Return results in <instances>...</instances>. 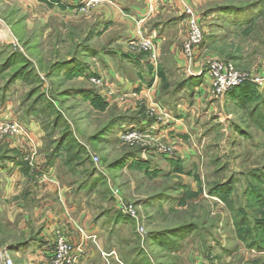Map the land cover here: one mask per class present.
Segmentation results:
<instances>
[{
  "label": "rangeland",
  "instance_id": "1",
  "mask_svg": "<svg viewBox=\"0 0 264 264\" xmlns=\"http://www.w3.org/2000/svg\"><path fill=\"white\" fill-rule=\"evenodd\" d=\"M189 5L199 15L203 33L194 60L198 68L213 57L232 64L242 74L264 73V0H189ZM251 5L258 7L247 17L239 16V22H235L236 16L231 20L226 17L230 13L219 11ZM111 7L101 3L70 11L42 0H0V31L5 33L0 36V122H31L42 129L44 158L56 154L53 165L58 164L64 182H74L75 192L88 190L90 203L81 205L88 206L92 214L101 217L111 210L107 217L111 221L115 213H122L113 190L119 192L125 206L135 210L139 220H116L119 227L111 238L115 258L123 264H264V250H249L240 238L246 226L239 227L245 213L254 219L264 218V205L255 202L254 195L246 197L253 191L264 200V129L252 114L257 103L241 107L229 95L213 97L206 85L200 91L199 84L182 87L189 78L198 79L185 73V15L179 16L186 21L185 27L155 54L130 44L122 49L153 75L148 92L122 94L90 77H69V64L75 62L98 70L99 60L91 49L118 48L114 31H110L113 24L97 18ZM110 17L128 18L119 13ZM161 19L156 16L149 24ZM137 28L136 24L133 36H138ZM118 65L114 62L116 69ZM123 69L118 73L126 84L129 71ZM91 73L93 78H105L103 70ZM81 91L96 92L107 105H93ZM258 91L264 95V89ZM157 103L173 115L164 134L160 130L158 136L120 137L122 126L136 123L149 128L154 122L149 120L151 116L165 120ZM179 107L185 109L182 114ZM29 117L33 119L29 121ZM3 132L0 130V158L19 155L29 167L28 141ZM160 146L174 157H163ZM57 147H62L61 153ZM37 156L38 152L31 155L33 159ZM25 175L34 176L31 171ZM2 190L0 182V251L7 250L15 264L10 245L40 235L48 225L46 219L57 217L54 212L62 213L68 226L76 229L81 244L93 241L82 240L81 221L64 215L63 202L45 204L47 213L41 216L28 212L17 216L14 203L9 209L2 201ZM51 234L42 233L54 242L66 238L73 245V258L84 253V246L76 247L62 226ZM259 235L264 238V232ZM77 262L80 264V258Z\"/></svg>",
  "mask_w": 264,
  "mask_h": 264
},
{
  "label": "crops",
  "instance_id": "2",
  "mask_svg": "<svg viewBox=\"0 0 264 264\" xmlns=\"http://www.w3.org/2000/svg\"><path fill=\"white\" fill-rule=\"evenodd\" d=\"M108 3L112 5V10H102L104 12L102 14L100 13L101 15L97 18L104 23L113 24L110 27V31H114L112 36L115 37L114 40L118 48H110L107 51L91 49L95 52L94 54H96L99 60L97 69L100 71L103 70V74H105L109 81L108 83L114 86V88H118L122 93L134 90L148 92L153 75L146 72V69L140 66V62L138 63L135 58L130 57L122 49L128 45L129 40L133 37L135 25L139 20H144L142 25L145 36L155 38L160 47L165 45V42L171 39V36L181 32L185 27L186 21L183 22V19H180L179 16L184 15V8L189 4V0H108L103 2V4ZM72 5V0H63L60 6L66 10H70ZM109 11H114L110 13L111 15L119 13V16L120 14L126 15L128 18L110 17ZM247 14L243 15V17H247ZM156 16L162 18L161 21L156 24H149ZM234 16V14H228L226 17L233 20ZM237 18L236 16L235 19ZM120 25H124V27ZM122 28L125 31H121ZM114 62L119 64L117 69L114 67ZM120 69H127L129 71L125 75L126 84H123L120 79V74L118 73ZM98 70L90 66L88 67V72L82 77L87 78L93 74L91 71L98 72ZM197 88L200 91L201 87ZM184 111V107H179V114H182ZM25 126L29 131L30 137L34 139V142L37 143V147L39 148L37 149L38 156L34 159L35 168L29 166V169L27 167L25 169L17 166L12 161L6 162L4 166L0 165V182L2 183V189H4L1 192L2 201L7 203L6 205L9 206V209L14 208V214L17 216L23 212H28L32 216H41L42 213H47L45 211L46 209H44V206H47L45 204L60 205L63 202L65 206L64 215H72L78 220L80 219V228L84 229L89 235L97 236V241L94 242L97 245L95 246L93 241H86L83 242L84 244H81L82 242L79 240L80 236L76 233V229L71 225L68 226L64 218H62L64 217L62 213L58 214V212H54V215L58 218H54L53 221L46 219L49 221L48 225L42 228L40 235L28 237L22 241H12L13 243L9 248L16 262L18 264H49V257L53 249L54 240L51 236H43L42 233L44 230L50 235L54 228L60 225L74 240L76 247L84 246L82 249L84 253L80 256V264H118L115 256L110 257V262H107L100 255L102 251L108 254L115 252L111 238L114 236L115 228L119 227L117 224L121 222L116 221L118 213H115L110 221L107 217H110L111 210L105 211L101 217H98L96 214H92L88 206L86 208L82 207L81 203H90L91 196L87 193L88 190L81 188L80 192L73 191L72 185L74 182H64V176L57 171L58 164L52 165V167L44 170L47 159L44 158L45 151L41 148V146H44L43 130L31 122ZM134 126H138V124ZM180 131H182L181 126L177 124L176 132L180 133ZM30 154L31 150L29 147L28 155ZM29 171L34 176L25 175ZM78 193L80 195L79 199H77ZM25 200L27 203L24 205ZM13 203L14 207L12 208ZM29 206H33V208ZM3 208L6 207L4 206ZM53 209L58 210L56 207ZM82 240L87 239L82 236Z\"/></svg>",
  "mask_w": 264,
  "mask_h": 264
},
{
  "label": "built area",
  "instance_id": "3",
  "mask_svg": "<svg viewBox=\"0 0 264 264\" xmlns=\"http://www.w3.org/2000/svg\"><path fill=\"white\" fill-rule=\"evenodd\" d=\"M108 0H72L73 5L70 11H83L89 9L95 5H99ZM184 15L187 20V32L188 37L183 47V57L186 60L185 64V73L189 77H195L198 79H203L201 88L206 85L210 93L215 98L224 97L230 91L243 86L244 84H252L256 87L257 90L264 89V73L248 75L237 72L235 67L232 64L225 63L219 58H208L205 62L201 64V67L194 63V60L197 58L200 46L203 41V33L200 26V17L195 11V9L189 5L184 8ZM144 20H139L136 24L138 26L137 33L138 36H133L128 44L135 47H142L146 52L155 54L159 49V44L156 42L155 38L151 36H145L143 32V23ZM153 60L156 59V56H153ZM90 80H93L94 83H99L107 86L108 88L114 87L108 83L106 76L104 77H92L89 76ZM92 77V78H91ZM112 89V88H111ZM115 93L114 91H111ZM124 94V93H122ZM158 108L162 112V115L167 117L164 119H155L149 117V120H153L151 127L141 128L137 126H122L120 131V137L122 139H132L140 135L147 134L148 136H158L159 131L164 134V127H167L170 124L172 119V112L166 107L161 106L157 103ZM172 115V116H171ZM0 130H3V133L11 134L12 136L18 137L24 142H27V145L30 147L31 154L27 156L26 161L29 163L31 168H35L34 159L31 155L37 154V145L34 140L31 139L29 131L24 124H21L17 121L8 120L6 122H0ZM161 134V135H163ZM159 153L168 158L174 157L171 151L167 150L164 147H158ZM113 195L115 197L117 208L130 219L139 220V217L135 210L132 207H127L123 204L119 192L113 190ZM82 236L87 240H97V236L89 235L84 229L80 230ZM73 245L64 237H59L56 242L53 243V249L49 257V264H78L77 259L80 258V255L73 258ZM255 253V251H253ZM102 256L107 262L110 257H114L115 253L107 254L102 252ZM118 264H123L121 261L116 259ZM0 264H15L11 256L8 254L7 250L0 251ZM205 264H212L207 262Z\"/></svg>",
  "mask_w": 264,
  "mask_h": 264
},
{
  "label": "trees",
  "instance_id": "4",
  "mask_svg": "<svg viewBox=\"0 0 264 264\" xmlns=\"http://www.w3.org/2000/svg\"><path fill=\"white\" fill-rule=\"evenodd\" d=\"M43 2H47L51 5H62L63 0H42ZM257 5H251V6H246V7H234V6H230V7H224V8H220V12L223 13H230V14H234L235 16H237L239 18V16H243L247 13H251L255 10V8H257ZM235 19V22H239L241 20V18L239 19ZM251 19V18H249ZM248 19V20H249ZM254 19V18H253ZM252 19V21H253ZM243 21V20H242ZM247 20H245L246 22ZM254 23V22H252ZM95 53V52H94ZM71 66L68 67V74L69 77H77V76H83L84 74H86L88 72V66H86L84 63H80V62H75L74 64H69ZM92 76V75H91ZM202 83V79H191L189 78L188 80H186V82L184 84H182V87H188L190 85H196V84H201ZM197 86V85H196ZM192 87V86H191ZM82 92V91H81ZM83 98L86 100H90L92 102L93 105H96L98 107H104L105 105H107V102L105 100H103L96 92H92V91H83ZM227 95H229V97L231 98L232 101H238V105L241 107H247L249 105H253L254 103L256 104V106L253 107L252 109V114L254 115V117L257 115L260 122L262 123V128L264 129V95L263 93H260L256 87L252 84H244L243 86L236 88L232 91H230ZM33 116L34 118H37L38 115L35 114H26V116ZM33 119L31 117H29V121ZM132 121V120H130ZM130 121L127 122L130 124ZM126 124V122L124 123ZM136 124V123H135ZM122 125V124H121ZM121 125H119L121 127ZM60 146V145H59ZM61 149L62 147H57L56 151L58 153H61ZM54 160H56V154H51L48 158H47V164L44 167V170H47L48 168L52 167ZM15 162L17 166H21L23 168L29 169V167L27 166V164L23 161L21 156H3L0 158V165L4 166L6 164V162ZM173 162V161H172ZM138 165H140L142 168H146L147 164H140V163H136ZM24 169V170H25ZM26 171V170H25ZM82 187V186H81ZM223 188V186H219V189L221 190ZM263 188H264V180H263ZM214 193V192H213ZM251 195H254L255 198V202H259L261 205H264V200L262 197L259 196L258 193L254 194L253 191H250L247 193L246 197ZM262 201V202H261ZM242 222L241 224H239V227H245V229L247 230H241V240L247 243V247L249 248V250H255L258 252H261L264 250V238H262L259 233L264 232V218L263 219H254L252 216L248 215L245 213V215H243V217L241 218ZM116 220L119 221H129L131 220L129 217H127L126 215H124L123 213H118L116 216Z\"/></svg>",
  "mask_w": 264,
  "mask_h": 264
},
{
  "label": "bare ground",
  "instance_id": "5",
  "mask_svg": "<svg viewBox=\"0 0 264 264\" xmlns=\"http://www.w3.org/2000/svg\"><path fill=\"white\" fill-rule=\"evenodd\" d=\"M1 30H2V29H1ZM4 34H5V33H3V30L0 31V36H2V35L4 36Z\"/></svg>",
  "mask_w": 264,
  "mask_h": 264
}]
</instances>
